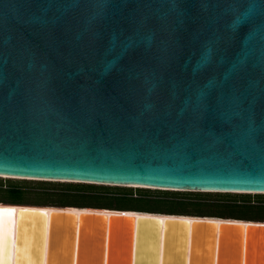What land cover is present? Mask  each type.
Here are the masks:
<instances>
[{
    "label": "water",
    "instance_id": "1",
    "mask_svg": "<svg viewBox=\"0 0 264 264\" xmlns=\"http://www.w3.org/2000/svg\"><path fill=\"white\" fill-rule=\"evenodd\" d=\"M3 177L264 193V0H0ZM2 209L15 210L13 264L27 232L30 264H38L45 225V264L60 263L55 250L65 234V264H73L75 238L74 264H104L105 242V264H131L113 256V244L121 237L129 245L132 225V264H158L160 229L161 264H185L187 231L194 264L207 230L218 233L221 264L228 226L242 232L247 264L254 227Z\"/></svg>",
    "mask_w": 264,
    "mask_h": 264
},
{
    "label": "rangeland",
    "instance_id": "2",
    "mask_svg": "<svg viewBox=\"0 0 264 264\" xmlns=\"http://www.w3.org/2000/svg\"><path fill=\"white\" fill-rule=\"evenodd\" d=\"M17 196L23 204L49 206H80V207H109L124 210H142L154 212L181 213L178 215L205 216L214 215L264 221V194H235V193H199L178 192L151 189H137L119 186L89 185L67 182H40L18 179L0 178V201H8ZM203 236L204 233H201ZM67 235H63L57 248L58 264H65L68 255ZM31 234L24 235V245H29ZM253 241V240H252ZM237 239L232 243L236 244ZM177 258L181 257L182 246L173 239ZM206 239L196 243L194 264H208ZM259 244V243H258ZM257 242H249L247 248V264H264V249ZM181 247V249H180ZM226 247L221 252L222 264H237L239 258L238 244ZM181 254V256H180ZM128 255L126 239L119 238L113 244V256L124 261ZM98 256V242L94 244L90 257ZM89 254H86V259ZM90 264H96L91 263Z\"/></svg>",
    "mask_w": 264,
    "mask_h": 264
},
{
    "label": "bare ground",
    "instance_id": "3",
    "mask_svg": "<svg viewBox=\"0 0 264 264\" xmlns=\"http://www.w3.org/2000/svg\"><path fill=\"white\" fill-rule=\"evenodd\" d=\"M3 178H8V177H3ZM108 186V185H104ZM115 186V185H111ZM119 187H129V188H142L138 186H119ZM151 190H158L152 188ZM165 190V189H161ZM169 191V190H166ZM174 191V190H170ZM181 192H186V191H181ZM235 194H264V193H256V192H232ZM10 206H14L15 209L17 208H26L30 210H46L47 212L50 211H59V212H74L77 214L80 213H89V214H106V215H134V216H159L162 219L165 218H175V219H186L188 221H215L217 223L221 222H228V223H242V224H249L254 227L252 228L253 231V236L251 241L249 242H257L258 246L264 249V227H260V225L264 226V221H253V220H242V219H237V218H224V217H217V216H190V215H178V214H168V213H155V212H147V211H137V210H121V209H113V208H99V207H76V206H66V207H59V206H38V205H15V204H0V209L1 208H9ZM28 217H31L28 215ZM11 217H5L3 219L2 224H0V264H13V256H14V236L12 233V229L8 230L9 224H10ZM40 220V219H39ZM41 222V221H40ZM34 222L32 221L30 223V226H33ZM75 227V225L73 224ZM107 226V225H106ZM47 226H44V230L42 234H39V238L41 241V244L43 246V255L42 257L38 260V264H45V253H46V241H47ZM12 228V224H11ZM107 228V227H106ZM228 230L229 228L232 230V234L228 233V238H227V245L226 247H235L238 244L239 248V258H237L236 263L237 264H244L245 260V241L242 235V232H239L236 227H231L228 226L226 227ZM26 231V230H25ZM30 231V230H29ZM106 231V230H105ZM160 241H159V248H158V264H161V255H162V229H160ZM258 231V233H257ZM9 236L7 233H9ZM134 232H135V226H131V234L132 236V241L128 245V257L130 258V263H133V258H134ZM235 232V233H234ZM26 233V232H25ZM29 233V232H27ZM32 233V231H31ZM177 234V233H176ZM217 232H215V237L212 235H209V232L207 230L206 233L202 236L200 234L199 237L201 239H206V242L208 243L206 246V251L208 252L209 256L206 261H208V264H216V255H217V244H218V239H217ZM25 235V234H24ZM173 236V235H172ZM178 236V235H176ZM181 236V235H180ZM213 237V240H210ZM24 239V237H23ZM43 239V241H42ZM237 239L236 244H233L232 241ZM180 240V239H179ZM253 240V241H252ZM178 241V240H177ZM181 241V240H180ZM31 242V240H30ZM30 242L29 245L25 246L24 245V240L21 243V253L19 254L20 259L19 263L20 264H30L31 258L29 257V247H30ZM69 239L67 237V248L69 251L68 247ZM8 245L9 252L8 254L5 253V256H3V251L6 249V246ZM178 246V243L175 247ZM196 246V245H195ZM25 248V249H24ZM228 248V249H229ZM181 249V247H180ZM189 249H190V233L187 231V245H185V264H188V256H189ZM176 248H174V253L177 255V252H175ZM92 252V249H90V253ZM106 242H105V247H104V254H103V263L105 264L106 262ZM183 255V251L180 252ZM75 254H76V238L74 240V247H73V264L75 261ZM180 254V256H181ZM184 257V256H183ZM213 258V261H212ZM148 257L146 258V260ZM180 259V258H179ZM182 259V256H181ZM9 260V261H8ZM263 260H264V253H263ZM7 261V262H6ZM222 261V259H221ZM6 262V263H5ZM222 264V262H221Z\"/></svg>",
    "mask_w": 264,
    "mask_h": 264
},
{
    "label": "trees",
    "instance_id": "4",
    "mask_svg": "<svg viewBox=\"0 0 264 264\" xmlns=\"http://www.w3.org/2000/svg\"><path fill=\"white\" fill-rule=\"evenodd\" d=\"M129 188V187H128ZM137 189H141V188H137ZM166 191V190H164ZM260 195V194H259ZM0 204H15V205H28V204H23L21 203L20 199L17 196H12L11 198H9L8 201L4 202V201H0ZM31 205H35V204H31ZM38 206H49V205H38ZM53 206V205H52ZM76 207H80V206H76ZM99 208H107V207H99ZM109 208V207H108ZM116 209V208H113ZM124 210V209H121ZM137 211H142V210H137ZM147 212H154V211H147ZM157 212V211H156ZM155 212V213H156ZM157 213H168V214H181V213H173V212H161L158 211ZM205 216H214V215H205ZM217 217H222V216H217ZM225 218H233V217H225ZM237 219H241V218H237ZM244 220H252V219H244Z\"/></svg>",
    "mask_w": 264,
    "mask_h": 264
},
{
    "label": "snow or ice",
    "instance_id": "5",
    "mask_svg": "<svg viewBox=\"0 0 264 264\" xmlns=\"http://www.w3.org/2000/svg\"><path fill=\"white\" fill-rule=\"evenodd\" d=\"M15 210L14 209H2L0 210V224H2L3 219L5 217H14Z\"/></svg>",
    "mask_w": 264,
    "mask_h": 264
}]
</instances>
